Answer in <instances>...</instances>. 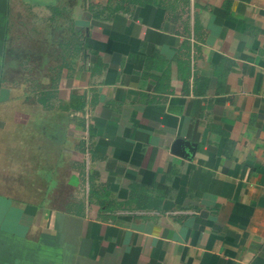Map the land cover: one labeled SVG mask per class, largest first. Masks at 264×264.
I'll use <instances>...</instances> for the list:
<instances>
[{"label":"crops","instance_id":"crops-1","mask_svg":"<svg viewBox=\"0 0 264 264\" xmlns=\"http://www.w3.org/2000/svg\"><path fill=\"white\" fill-rule=\"evenodd\" d=\"M0 264H264V0H0Z\"/></svg>","mask_w":264,"mask_h":264},{"label":"water","instance_id":"water-1","mask_svg":"<svg viewBox=\"0 0 264 264\" xmlns=\"http://www.w3.org/2000/svg\"><path fill=\"white\" fill-rule=\"evenodd\" d=\"M171 151L180 154L181 156L189 157L193 152L194 144L193 142L186 140L184 138L175 137L171 142ZM185 147V148H183Z\"/></svg>","mask_w":264,"mask_h":264}]
</instances>
